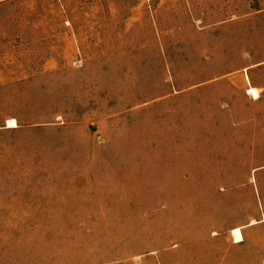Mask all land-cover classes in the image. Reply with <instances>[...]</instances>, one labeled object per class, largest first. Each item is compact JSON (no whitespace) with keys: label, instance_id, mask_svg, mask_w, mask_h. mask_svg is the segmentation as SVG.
<instances>
[{"label":"rangeland","instance_id":"rangeland-1","mask_svg":"<svg viewBox=\"0 0 264 264\" xmlns=\"http://www.w3.org/2000/svg\"><path fill=\"white\" fill-rule=\"evenodd\" d=\"M0 264H264V0L0 3Z\"/></svg>","mask_w":264,"mask_h":264},{"label":"bare ground","instance_id":"bare-ground-1","mask_svg":"<svg viewBox=\"0 0 264 264\" xmlns=\"http://www.w3.org/2000/svg\"><path fill=\"white\" fill-rule=\"evenodd\" d=\"M248 94L252 95L255 99H258L259 98V92L256 88H250L248 89ZM8 127L9 128H14V127H17V123L15 120H10L8 121ZM232 234L234 236V239H235V243H241L243 242V235H242V232H241V229L237 228V229H234L232 231Z\"/></svg>","mask_w":264,"mask_h":264},{"label":"crops","instance_id":"crops-1","mask_svg":"<svg viewBox=\"0 0 264 264\" xmlns=\"http://www.w3.org/2000/svg\"><path fill=\"white\" fill-rule=\"evenodd\" d=\"M6 1H9V0H0V3L6 2Z\"/></svg>","mask_w":264,"mask_h":264}]
</instances>
